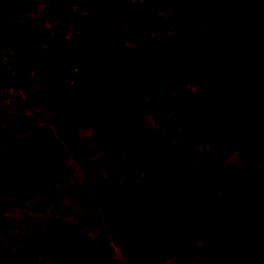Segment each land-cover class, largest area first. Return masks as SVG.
<instances>
[{
    "label": "rangeland",
    "instance_id": "rangeland-1",
    "mask_svg": "<svg viewBox=\"0 0 264 264\" xmlns=\"http://www.w3.org/2000/svg\"><path fill=\"white\" fill-rule=\"evenodd\" d=\"M165 1L146 18L169 24L164 29L172 39L193 37L192 24L211 25L242 60L252 46L251 75L264 86V0H204L210 14L196 25L194 6ZM144 2L129 0L114 14L126 23L135 13L144 20ZM54 3L0 0V26L37 19L49 28L67 18L52 9ZM65 3L76 16L90 4L66 0L59 11ZM177 20L179 32L172 25ZM75 22L67 18L62 37L74 36L68 23ZM25 39L27 48L36 40ZM34 60L7 48L0 52V264H70L50 242L61 225L91 240L105 238L115 264L130 262L159 231L187 220L188 174L222 185L241 170L236 142L245 90L222 68L209 67L173 86L158 116L145 111L146 96L119 90L100 103L106 111L93 121L66 100L23 101L20 89L10 87L12 77L21 72L41 86L33 82ZM83 80V89L94 84ZM254 158L251 174L228 188L220 203L221 215L246 213L223 218L162 264H224L238 254L243 263L264 264V135Z\"/></svg>",
    "mask_w": 264,
    "mask_h": 264
},
{
    "label": "trees",
    "instance_id": "trees-1",
    "mask_svg": "<svg viewBox=\"0 0 264 264\" xmlns=\"http://www.w3.org/2000/svg\"><path fill=\"white\" fill-rule=\"evenodd\" d=\"M65 1L54 0L52 9L70 20L76 18L77 26L68 23L70 30L76 31L72 37H62L66 17L49 28H44L37 19L0 26V52L7 48L14 57L27 55L32 61L35 59L33 77L36 79L33 82L39 81L42 87L29 84L26 75L21 72L13 75L14 83L10 86L20 89L26 104L66 100L88 111L95 121L106 111L105 106L100 105L103 100L119 90H136L147 97L145 111L158 116L165 107L166 94L173 86L199 75L209 67L227 71L235 83L245 90L240 118L241 134L236 142L243 156L241 170L222 185L219 180L206 185L188 174L190 214L187 220L159 231L130 262L124 263L162 264L168 257L201 238L207 229L215 227L223 218L246 213L244 210L221 215L220 203L228 188L241 183L253 171L254 156L264 135V86L251 75L252 46L247 49L245 60H242L224 44L221 34L211 31V25L203 23L197 26L200 18L204 19L210 14L204 0H167L170 5L194 6L199 14L196 26L192 24L190 28L194 36L176 38V34V39L166 34L164 28L169 24L146 18L161 11L164 5L161 3L165 0L144 2V20L141 14L135 13L129 23H126L127 18L114 14L119 8H122L120 13L128 8L129 0H86L90 4L87 13L81 16L71 14L70 5L66 3L65 9L63 7L59 11L58 3ZM134 16L141 18L140 23L137 22L139 18ZM172 25L178 32L183 29L179 20ZM25 36L36 39L31 48L25 46ZM40 42L45 50L41 49ZM82 80L94 81V84L83 89L80 87ZM218 187L219 193L215 195ZM50 242L61 258L70 264H115L112 249L105 238L91 240L61 225L52 234ZM240 258L241 254H238L224 264H250L243 263Z\"/></svg>",
    "mask_w": 264,
    "mask_h": 264
}]
</instances>
